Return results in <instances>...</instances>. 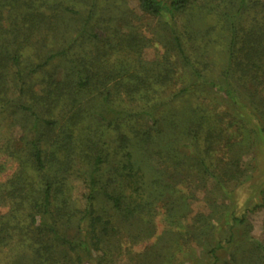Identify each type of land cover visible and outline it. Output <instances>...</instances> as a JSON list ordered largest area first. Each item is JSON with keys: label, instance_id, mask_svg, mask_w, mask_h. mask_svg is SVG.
<instances>
[{"label": "trees", "instance_id": "16d2710c", "mask_svg": "<svg viewBox=\"0 0 264 264\" xmlns=\"http://www.w3.org/2000/svg\"><path fill=\"white\" fill-rule=\"evenodd\" d=\"M36 1L0 0V118L11 114L15 116L9 117L10 122L23 118L24 123L18 144L6 138L0 145V154L17 163L12 177L0 183V207L9 206L7 214L0 217V251L16 241L31 252L35 264H86L95 261L97 253L102 257L97 264H101L107 261V246L122 236L115 228V217H122V221L142 220L150 207L144 199L149 191L141 163L161 153V141L164 147H171V143L180 139V148H192L191 159L186 155L184 159L192 160L187 169L197 170L200 178L208 176L219 182L240 176L239 149L234 143L248 146L251 139L264 135V0H210L208 11L216 15L227 36L226 62L220 74L213 78L205 70L194 68L197 58H192L191 63L176 37L180 59L189 68L192 65L195 80L192 84L173 89L167 96V85L175 73L172 63L164 59L149 70L150 74L142 66L145 78L133 73L131 77L136 79L132 87L122 89L132 102L130 106L147 116H155L154 112L161 107H169L189 92L197 96L191 110L178 114L172 109L170 116L161 118L162 124L155 116L158 132L153 135L136 125L129 132L118 130L115 145L104 144L102 148L97 147L100 136L88 132L86 119L97 114L103 120L108 116L116 119L122 112L131 113L122 107L126 106L123 103L111 102L110 90L100 98L93 96L85 101L86 96L119 77L120 73L115 71L119 60H111L116 46L105 42L95 46L93 54L64 69L60 78L52 63L61 56L72 62L67 56L69 44L65 40L68 45L62 49L58 47L59 39H55L52 45L56 49L40 52L44 43L38 40L42 41L41 32L57 33L61 18L69 20L68 14L80 17L81 13L69 6L73 0H58L54 5H48V0H38V6ZM87 1L89 11L85 22L95 27L104 0ZM196 2L168 0L166 4L161 0H138L141 10L154 17L185 12ZM93 35L98 40V34ZM201 85L215 90L213 95L222 93L238 119L226 126L221 119L224 114L218 113V119L211 117V110L205 108V99L199 92ZM114 92L122 95L117 89ZM244 116L250 120H244ZM115 119L107 121V126H113ZM228 127L234 132L227 133ZM54 132L50 142L49 133ZM88 145L90 155L85 152ZM107 149L115 151V159L106 174ZM225 155L232 157L227 164L223 162L228 159H224ZM173 157L178 161L179 157ZM75 159L86 164L84 170L75 167L76 162L72 161ZM175 159L173 162L177 164ZM72 177L86 190L83 207L74 198ZM157 181L158 176H153L152 183L159 185ZM99 203H105L104 207ZM234 221L244 223L243 218ZM232 233L215 241L212 238L214 246L208 250L213 259L211 264L220 262L216 251L223 248L222 243H234L233 251L241 246L243 240L235 241ZM212 236H216L214 232ZM135 237L140 239L141 235ZM248 245L246 254L254 255L260 260L258 264H264V245L249 239Z\"/></svg>", "mask_w": 264, "mask_h": 264}, {"label": "rangeland", "instance_id": "374dc122", "mask_svg": "<svg viewBox=\"0 0 264 264\" xmlns=\"http://www.w3.org/2000/svg\"><path fill=\"white\" fill-rule=\"evenodd\" d=\"M57 1L48 0L47 3L54 5ZM161 1L168 3V0ZM209 2L210 0H197L185 12L177 14L167 12L161 17H154L141 10L138 0H104L100 5L99 19L95 27H92L85 22L89 1L73 0L69 6L77 9L81 13L80 17L68 14L69 20L68 17L59 20L57 33L41 32L42 41L38 42L44 43L48 50L42 46L40 52L45 50L51 52L56 49L52 45L55 39H59L58 47L62 46V49L69 44L67 56L74 63L65 61L62 56L52 63L53 71L59 77L62 76L64 69L77 64L80 58L93 54L95 46H102L104 42L116 46L111 60L116 62L119 60L115 68V71L120 73L119 77L110 80L105 86L102 85L94 94L86 96L85 101L93 96L100 98L104 92L110 90L111 102L123 103L126 106L122 107L131 113L122 112L116 119L114 116H108L103 120L98 114L86 119L88 132L92 136L97 135V138L100 136L98 148H102L104 144L108 147L114 146L113 141L118 130L123 133L129 132L136 125L147 129L153 135L158 132L155 116L161 123V118L170 116L172 109L175 113L179 112L178 114L191 110L197 96L189 92L179 97L175 103L172 102L169 107H161L154 112L155 116H147L137 111L134 105L130 106L132 102L124 96L122 89L123 86L132 87L131 83L136 79L131 77L133 73H136L138 78H145L142 66L145 65L149 73L154 65L163 62L164 59L172 63L175 73L173 80L167 85L169 89L167 96L173 89L178 90L192 84L195 81L191 73L192 65L189 68L180 59L175 46L176 37L181 41L186 54L190 56V62H193L192 58H197V61L193 62L194 68L205 70L210 77L220 74L226 62L227 36L216 15L208 11ZM39 4L37 0L36 5ZM93 34H98V40L93 38ZM78 67L82 71V67L79 65ZM110 69L113 70V67ZM201 86L199 92L205 99L203 100L205 108L211 110V117L218 119L220 113L224 114L221 119L226 126L233 119H238L231 104L223 99L222 93L213 95L215 90ZM114 89L122 95L116 94ZM10 116L15 115L9 114L0 118V145L6 138L18 144L22 135L23 118L10 122ZM113 119L116 123L107 126V121ZM245 119L250 120L249 116H244ZM116 124L119 126L117 129ZM246 124L245 128L248 130ZM250 124L253 126L255 122ZM228 128L227 133L234 132L232 127ZM49 135L51 142L55 132ZM179 141L180 139L176 140V143L170 142L171 147H164L161 141L159 148L161 153L148 157L147 162L141 163L145 187L149 191V195L146 193L144 199L150 207L142 220L122 221V217H115L114 224L117 225L115 228L121 231L122 236L120 239L116 237L107 246L108 257L105 258L107 261L101 264H211L213 259L208 250L214 246L213 241L218 240L220 236L228 237L232 232L235 241L243 240L241 246H238L237 251H233L234 243H222L223 248L216 251L220 259L217 264H243L246 259L249 261H246V264L247 262L258 264L260 260L246 252L249 248L248 239L264 245V135L251 139L248 146L234 143V147L237 146L236 149H239L241 174L238 178L220 179L219 182L208 176L200 178L197 170L193 172L187 169V165H192V160L184 158L186 155L191 159L192 148H180L182 143ZM247 147L248 150L244 152ZM89 151L91 150L88 145L85 152L90 155ZM107 153L108 159L104 164L106 174L114 166L115 159V151L107 149ZM224 154L222 151L221 155ZM173 156L179 157V162ZM227 158L225 155L224 159ZM231 158L223 161L224 164L230 162ZM174 159L177 164L173 162ZM72 161L76 162L75 167L84 170L85 163L82 164L77 159ZM15 170L17 163L7 160L5 155L0 154V183L4 184L9 180ZM153 176H158L159 185L152 183ZM70 181L74 188V198L83 207L86 190L77 178L72 177ZM142 187L144 188L143 185ZM104 204L99 203V206L104 207ZM8 210V205H2L0 217L6 215ZM235 218H243L244 223L235 222ZM213 232L215 237L212 236ZM138 234L141 235L140 239L135 237ZM243 237L247 238L242 239ZM2 249L0 264H35L31 252L16 241L10 242L7 249ZM98 258L102 257L97 253L95 261L86 264H97Z\"/></svg>", "mask_w": 264, "mask_h": 264}]
</instances>
